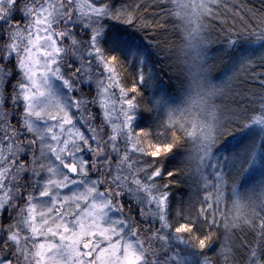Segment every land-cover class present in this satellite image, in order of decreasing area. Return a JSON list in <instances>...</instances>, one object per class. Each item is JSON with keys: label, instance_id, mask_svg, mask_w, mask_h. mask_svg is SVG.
<instances>
[{"label": "snow or ice", "instance_id": "6c2138e0", "mask_svg": "<svg viewBox=\"0 0 264 264\" xmlns=\"http://www.w3.org/2000/svg\"><path fill=\"white\" fill-rule=\"evenodd\" d=\"M193 9L239 18L228 50L245 33L264 40V0ZM139 10L128 0H0V264H264V215L225 217L217 240L206 177L198 208H173L174 172L153 158L179 137L137 123L152 53L117 28L143 27ZM259 99L244 119L264 126ZM233 229L251 238L237 242ZM214 242L219 260L207 255Z\"/></svg>", "mask_w": 264, "mask_h": 264}, {"label": "trees", "instance_id": "16d2710c", "mask_svg": "<svg viewBox=\"0 0 264 264\" xmlns=\"http://www.w3.org/2000/svg\"><path fill=\"white\" fill-rule=\"evenodd\" d=\"M177 1L160 0V7H157L156 0H128L140 5V16L146 23L143 27L138 26L135 29L123 24H118L117 28L133 32L152 53L148 67L152 70L155 80L149 86L138 84L143 93L142 106L138 109V124L153 132H163L167 129L169 138L172 135L179 137L176 148L169 153H164L162 149L161 155L153 158L162 160L165 170L174 172L176 182L170 185L173 208H187L188 204L198 208L200 201L204 199L201 176L206 177L209 184L213 185L209 190L213 192L212 203L217 209L220 224L218 229L212 230L217 231L219 240L224 236L225 217L231 220L237 213L243 215L252 211L264 215V152H261L260 157L256 154L259 146L264 151V138L253 134L255 125L244 119L246 114L259 110V98L264 95V40L245 33L238 37L237 48L228 50L226 40L230 30L243 27L239 18L233 24L231 14L224 13L223 9L219 11L226 17V22L214 17H201L200 43L196 44L199 50L198 59L213 79L227 80L228 83L225 91L214 100L216 110L209 124L184 111L179 113L188 82L191 55L182 52L187 29L182 13L177 10ZM229 2L258 5V0ZM205 24H208L209 28L203 27ZM246 57L255 61L242 69V61ZM123 75L128 87H131L132 70L129 69ZM158 87L165 89V98L159 97ZM240 109L244 111L241 112ZM208 125L211 126L209 153L211 157H217L215 169L222 174V182L218 183L223 188V194H218V198L215 180H212L207 170L205 171V160H200L202 158L197 152L195 141L197 129ZM164 179L172 178L165 176ZM252 181L255 185L248 189ZM261 185L263 189L259 195ZM252 187H255V192L252 195L246 194ZM233 233L237 242L238 238H251L252 235L247 230L240 233L233 229ZM218 247L214 242L207 255L219 260V257H215Z\"/></svg>", "mask_w": 264, "mask_h": 264}, {"label": "clouds", "instance_id": "9594fccd", "mask_svg": "<svg viewBox=\"0 0 264 264\" xmlns=\"http://www.w3.org/2000/svg\"><path fill=\"white\" fill-rule=\"evenodd\" d=\"M198 34L189 30L185 35V46L182 52L190 54L189 71L187 73L188 82L184 92L180 108L185 113L196 116L207 121L215 113V98L225 91L227 80L213 79L202 66V61L198 59V48L196 41Z\"/></svg>", "mask_w": 264, "mask_h": 264}, {"label": "rangeland", "instance_id": "374dc122", "mask_svg": "<svg viewBox=\"0 0 264 264\" xmlns=\"http://www.w3.org/2000/svg\"><path fill=\"white\" fill-rule=\"evenodd\" d=\"M197 2H198V0H178L177 1V7L179 9L177 8V10H178V12L182 13L187 32L189 30H191V31L197 33L198 37H200V31H201L200 19H201V17L198 18L194 12V9H193V4H195ZM197 42H199V38L196 41V44L198 45ZM158 94H159V97H161L162 99L165 98V89L163 87H158ZM163 102L165 104V99L163 100ZM176 111H177V109H176ZM181 112H182V110L179 107V113H181ZM210 121H211V118L206 121V124H209ZM210 127L211 126L208 125V127L206 126L203 128L202 127L198 128L195 141H196V145H197L196 147L198 148L197 152H198L199 156L202 158L200 160L201 161L205 160L204 161V165H205L204 169H205V171L207 170L208 174L212 176V180H215L214 185L217 187L218 194H220V196H221L223 194V191H222L223 188H222V186L219 185L218 181L222 182L221 181L222 174H221V172H216V171H215L216 173L214 172L215 167H217V160L218 159H217V157H211V154L209 153V148H210V140H209L210 131L209 130H210ZM253 129H254L253 132H255L253 134L258 135L261 139L264 138V126L255 125V127ZM191 132L193 135V127L191 128ZM192 138H193V136H192ZM261 152L263 153L264 151H263V148H261L259 146L256 154L260 157ZM253 181H252V183H250L248 185V189L250 188V186L255 185V183H253ZM211 186H213V185H211ZM262 189H263V185H261L259 187V191H258L259 195H261ZM251 190H249V191L247 190L246 194L252 195L255 192V187H252ZM256 194H257V192H256ZM177 243H179V242H177Z\"/></svg>", "mask_w": 264, "mask_h": 264}, {"label": "flooded vegetation", "instance_id": "af4514ba", "mask_svg": "<svg viewBox=\"0 0 264 264\" xmlns=\"http://www.w3.org/2000/svg\"><path fill=\"white\" fill-rule=\"evenodd\" d=\"M15 19H17V20L21 19L20 13H16L15 14ZM142 88H148L149 89V87H142ZM129 95L131 96V95H134V94L133 93H129ZM138 119H139V115H138ZM138 119H137V123H138ZM4 220H5V222H7V215L6 214L4 216Z\"/></svg>", "mask_w": 264, "mask_h": 264}]
</instances>
